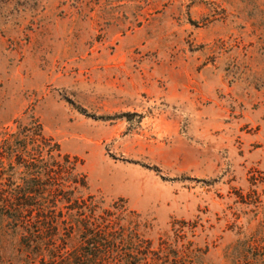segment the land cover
I'll use <instances>...</instances> for the list:
<instances>
[{
  "label": "rangeland",
  "instance_id": "374dc122",
  "mask_svg": "<svg viewBox=\"0 0 264 264\" xmlns=\"http://www.w3.org/2000/svg\"><path fill=\"white\" fill-rule=\"evenodd\" d=\"M33 123L141 264H264V0H0V127Z\"/></svg>",
  "mask_w": 264,
  "mask_h": 264
},
{
  "label": "trees",
  "instance_id": "16d2710c",
  "mask_svg": "<svg viewBox=\"0 0 264 264\" xmlns=\"http://www.w3.org/2000/svg\"><path fill=\"white\" fill-rule=\"evenodd\" d=\"M79 163L38 123L0 127V224L18 232L27 264H141L151 242L135 212L122 200L101 206Z\"/></svg>",
  "mask_w": 264,
  "mask_h": 264
}]
</instances>
